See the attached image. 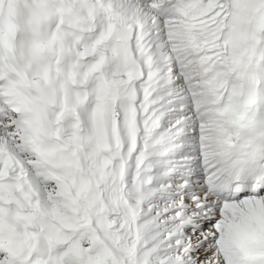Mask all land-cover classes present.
<instances>
[{"label":"snow or ice","instance_id":"6c2138e0","mask_svg":"<svg viewBox=\"0 0 264 264\" xmlns=\"http://www.w3.org/2000/svg\"><path fill=\"white\" fill-rule=\"evenodd\" d=\"M0 264H264V0H0Z\"/></svg>","mask_w":264,"mask_h":264}]
</instances>
